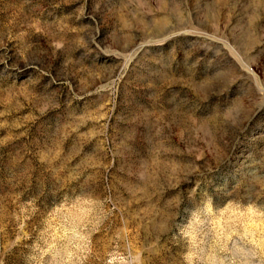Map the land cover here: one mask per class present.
<instances>
[{
    "label": "rangeland",
    "instance_id": "1",
    "mask_svg": "<svg viewBox=\"0 0 264 264\" xmlns=\"http://www.w3.org/2000/svg\"><path fill=\"white\" fill-rule=\"evenodd\" d=\"M0 264H264V0H0Z\"/></svg>",
    "mask_w": 264,
    "mask_h": 264
}]
</instances>
